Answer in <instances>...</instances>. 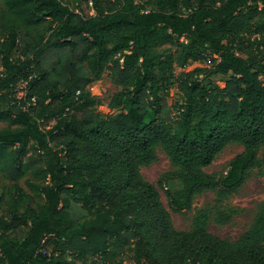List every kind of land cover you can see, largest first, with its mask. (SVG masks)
Masks as SVG:
<instances>
[{
  "label": "trees",
  "instance_id": "obj_1",
  "mask_svg": "<svg viewBox=\"0 0 264 264\" xmlns=\"http://www.w3.org/2000/svg\"><path fill=\"white\" fill-rule=\"evenodd\" d=\"M78 1L95 14L0 0V173L13 182L0 187V264L105 263L125 247L134 264H264V203L236 250L205 229L176 230L140 173L163 152L164 179L183 183L165 190L169 206L183 213L210 192L222 204L264 171V0ZM203 61L169 105L175 69ZM105 74L120 89L117 118L97 113L88 90ZM212 75L229 80L221 88ZM231 145L243 152L226 175L208 173Z\"/></svg>",
  "mask_w": 264,
  "mask_h": 264
},
{
  "label": "rangeland",
  "instance_id": "obj_2",
  "mask_svg": "<svg viewBox=\"0 0 264 264\" xmlns=\"http://www.w3.org/2000/svg\"><path fill=\"white\" fill-rule=\"evenodd\" d=\"M64 2L70 4L74 10H80L78 7L80 6L87 15L95 14L92 9V4L80 3L78 0H64ZM210 66V61H203L191 63L184 69L176 68L175 79L169 87L168 104L173 105L181 101V92L179 91L177 79L182 73L192 72L196 69H206L210 68ZM1 70L2 68L0 66ZM206 77L207 73H202L199 78L203 79ZM208 79L221 88H224L226 82L229 80L228 77L221 75H212ZM25 88L26 84H22L17 88V91H20L18 97L25 95ZM88 90L92 96L102 101V105L96 107L97 113L104 117L117 118L124 112L122 108L111 104L112 98L120 89L112 83L108 74H105L102 80L92 83L88 87ZM242 152L243 148L241 146H228L206 171L216 176H225L230 162ZM171 170L172 167L169 159L163 152L158 151L157 160L151 165L142 166L140 173L158 191L162 204L171 216L174 228L184 232L193 229H205L212 235L229 242L236 250L241 249L244 246V238L253 224L255 214L259 211L260 205L264 203V171L261 169L253 170L239 193L224 201L222 204L218 202L217 196L210 192L199 196L191 211L175 213L169 206V200L165 190L177 192L183 188V183L182 181L169 182L164 179V176ZM28 179L29 176L23 177L20 179L19 184L27 192H31L27 184ZM12 183V181L6 179L0 173V187L3 191H7L12 186ZM5 210L6 206H3L0 215L4 214ZM217 211H221L229 217L228 223L220 224L215 221ZM94 262L97 264H134L133 253L127 247L123 250H118L105 263L103 259L89 258L86 264H93Z\"/></svg>",
  "mask_w": 264,
  "mask_h": 264
}]
</instances>
